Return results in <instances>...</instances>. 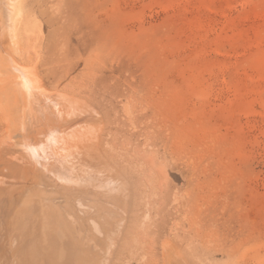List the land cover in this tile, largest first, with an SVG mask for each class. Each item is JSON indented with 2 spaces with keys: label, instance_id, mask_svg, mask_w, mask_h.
<instances>
[{
  "label": "rangeland",
  "instance_id": "374dc122",
  "mask_svg": "<svg viewBox=\"0 0 264 264\" xmlns=\"http://www.w3.org/2000/svg\"><path fill=\"white\" fill-rule=\"evenodd\" d=\"M21 5L22 49H2L93 105L141 188L119 264H163L165 241L189 264H264V0Z\"/></svg>",
  "mask_w": 264,
  "mask_h": 264
},
{
  "label": "bare ground",
  "instance_id": "6f19581e",
  "mask_svg": "<svg viewBox=\"0 0 264 264\" xmlns=\"http://www.w3.org/2000/svg\"><path fill=\"white\" fill-rule=\"evenodd\" d=\"M22 5L0 0V253L11 264H119L137 241L141 188L100 147L98 110L46 91L23 52L2 49H22ZM162 259L190 262L169 241Z\"/></svg>",
  "mask_w": 264,
  "mask_h": 264
}]
</instances>
